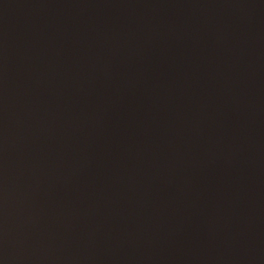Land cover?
Segmentation results:
<instances>
[{"label":"water","instance_id":"95a60500","mask_svg":"<svg viewBox=\"0 0 264 264\" xmlns=\"http://www.w3.org/2000/svg\"><path fill=\"white\" fill-rule=\"evenodd\" d=\"M0 264H264V0H0Z\"/></svg>","mask_w":264,"mask_h":264}]
</instances>
